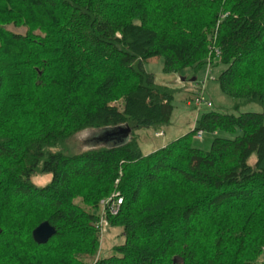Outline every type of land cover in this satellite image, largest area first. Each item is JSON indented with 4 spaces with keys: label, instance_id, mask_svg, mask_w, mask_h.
Listing matches in <instances>:
<instances>
[{
    "label": "trees",
    "instance_id": "obj_1",
    "mask_svg": "<svg viewBox=\"0 0 264 264\" xmlns=\"http://www.w3.org/2000/svg\"><path fill=\"white\" fill-rule=\"evenodd\" d=\"M212 48L220 92L264 111V0H0V264L256 263L263 113L202 112L145 155L133 132L160 130L172 108L144 64L162 57L165 72L195 73ZM84 130L97 143L71 152ZM196 130L223 135L203 150ZM41 174L49 180L35 185ZM115 190L106 219L121 242L87 261L99 201ZM42 221L55 234L37 244Z\"/></svg>",
    "mask_w": 264,
    "mask_h": 264
},
{
    "label": "rangeland",
    "instance_id": "obj_2",
    "mask_svg": "<svg viewBox=\"0 0 264 264\" xmlns=\"http://www.w3.org/2000/svg\"><path fill=\"white\" fill-rule=\"evenodd\" d=\"M6 28L16 33L24 32L23 27L17 28L8 25ZM217 59L218 58L212 59L211 66H203L195 73L191 68H183L177 72H165L162 70V57H158L157 60L144 64V70L152 74L154 84L164 85L172 90V97L170 99L172 108L169 123L166 126L162 127L160 130L154 131L150 128H136L135 130H133L134 134L137 136L138 147L142 153L150 152V150L159 147L162 142H168L192 129L195 111L193 109L191 101L195 93L197 92V89L201 86L203 87L205 97L208 98L211 102V107H202L197 112V115L210 110L233 114L245 111L260 112L263 113L264 124V111L257 103H242L220 92L218 83L215 78L224 66L217 63ZM192 78H194V80H191ZM236 103L238 104V109L234 110L233 106ZM115 104L117 106H120V100L115 102ZM161 131L164 133L163 135ZM157 132H161L162 136L158 135L159 137H155V133ZM92 134V131L84 130L72 136L68 143L70 151L78 152L96 144L97 140L91 138ZM219 135L221 136L223 135V133L215 134L202 132V137L200 140H197L193 135L191 144L194 147L207 150L212 138ZM228 136L231 137L230 135ZM248 161L250 163L254 161L253 154L250 156ZM49 178V175L41 174L33 176L31 178V181L35 185H43L49 180ZM75 202H78V200H75ZM120 231V228L110 227L107 222V224L100 232L101 235L98 231L99 239L95 256L87 258L86 260L91 261L93 259L111 254L113 245L121 242ZM263 259L264 247L262 255L255 264H262Z\"/></svg>",
    "mask_w": 264,
    "mask_h": 264
},
{
    "label": "built area",
    "instance_id": "obj_3",
    "mask_svg": "<svg viewBox=\"0 0 264 264\" xmlns=\"http://www.w3.org/2000/svg\"><path fill=\"white\" fill-rule=\"evenodd\" d=\"M212 51L214 53L213 59L218 58L219 52L215 48H212ZM211 61L212 60H210V58L208 57L206 59V64L204 66L205 67L211 66L212 64ZM191 102L193 105V109L196 113L202 107H207V108L211 107V102L208 98L205 97L202 86L197 89V92L195 93ZM155 135L156 136L161 135V132H157L155 133ZM194 137L197 140H200L202 137V131L196 130L194 133ZM115 182H117V180ZM120 203H121V198L119 196L118 191H114L109 196H106L99 201V206H100L99 216L95 223V227L98 229L99 234L102 231L103 227L107 224L106 216L115 214L118 210V206Z\"/></svg>",
    "mask_w": 264,
    "mask_h": 264
},
{
    "label": "water",
    "instance_id": "obj_4",
    "mask_svg": "<svg viewBox=\"0 0 264 264\" xmlns=\"http://www.w3.org/2000/svg\"><path fill=\"white\" fill-rule=\"evenodd\" d=\"M191 80H194L192 78ZM117 132H129V129H119ZM55 234L53 226L49 225L47 221H42L31 230V238L37 244L45 243L52 235Z\"/></svg>",
    "mask_w": 264,
    "mask_h": 264
},
{
    "label": "crops",
    "instance_id": "obj_5",
    "mask_svg": "<svg viewBox=\"0 0 264 264\" xmlns=\"http://www.w3.org/2000/svg\"><path fill=\"white\" fill-rule=\"evenodd\" d=\"M196 116H197V113L195 112V116H194V120H195V118H196ZM162 132V131H161ZM164 133L162 132V135H163ZM154 135V134H153ZM161 135V136H162ZM155 136V135H154ZM155 137H159V136H155ZM165 143H167V142H162L161 143V145L159 146V147H162ZM159 147H156V148H154V149H152V150H150V152H152V151H154L155 149H157V148H159ZM142 153V152H141ZM147 153H149V152H146V153H142V154H147Z\"/></svg>",
    "mask_w": 264,
    "mask_h": 264
}]
</instances>
